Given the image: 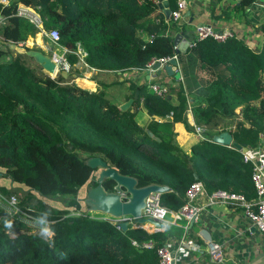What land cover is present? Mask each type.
Instances as JSON below:
<instances>
[{
    "label": "trees",
    "instance_id": "obj_1",
    "mask_svg": "<svg viewBox=\"0 0 264 264\" xmlns=\"http://www.w3.org/2000/svg\"><path fill=\"white\" fill-rule=\"evenodd\" d=\"M19 1L38 5L42 27L57 29L58 39L48 40L49 45L67 48L69 68L65 76L61 71L52 75L31 56L5 45L38 29L14 13L13 3L1 9L0 56L7 53L10 59L0 62V177L11 185L0 184V193L14 194L20 217L45 222L51 234L31 231L24 219L9 215L0 204V264H157L155 248L169 233L168 222L157 232L131 225L121 229L109 215L68 209L79 208L77 190L94 170L85 164L90 155L133 176L137 186L167 185L159 193L167 215L186 201L185 190L195 179L207 193L223 189L254 196L251 163L240 149L212 141L211 135L228 130L245 149L264 142L259 135L264 136V40L255 50L233 34L221 41L196 38L185 52L176 53L180 79L173 78L157 93L148 86L151 79L137 83L118 77L175 53L171 35L187 25L166 18L159 0ZM167 1L173 9L175 0ZM251 1L239 0L237 6ZM84 68L113 77L94 75L91 90L70 76ZM123 85L125 100L134 92L136 96L121 109L111 99L117 91L111 88L118 86L120 93ZM187 110L202 126L199 134L188 123ZM141 111L147 117L140 123L136 115ZM181 129L197 136L186 150L176 139ZM95 183L91 178L90 185ZM101 183L112 189L110 179ZM57 195L64 196L63 207L42 199ZM132 239H151L153 244L135 246Z\"/></svg>",
    "mask_w": 264,
    "mask_h": 264
},
{
    "label": "crops",
    "instance_id": "obj_2",
    "mask_svg": "<svg viewBox=\"0 0 264 264\" xmlns=\"http://www.w3.org/2000/svg\"><path fill=\"white\" fill-rule=\"evenodd\" d=\"M238 2L239 0H185L186 7L183 14L186 11L188 13L184 14V18L180 20L186 22L187 25L183 30L193 31L198 24H209L216 29L227 28L251 48L258 50L264 40V30L262 28L264 0H252L242 7L237 6ZM169 9L171 10V8ZM179 30L177 28L176 31ZM36 44L44 50V44L37 43V41ZM78 63L84 64L79 61ZM144 70H127L118 79H122L124 76L137 83L150 82V79H145ZM66 74L67 71L62 75L65 76ZM94 75L100 78L113 77L110 73L97 74L96 70L86 68L81 70V73L77 76L75 73L70 74L74 82L91 90L96 85ZM173 78L172 75L160 73L157 78L151 80L157 79L166 86L165 84L172 82ZM120 88L121 92L116 95L115 101L118 105L125 101L123 98V93L126 92L124 90L125 86L123 85ZM136 117L137 120L140 118L139 122L141 123L147 117V114L141 111L137 113ZM156 118L161 119L162 117L156 116ZM186 118L189 124L191 120L193 121L190 111L186 112ZM194 135V133L181 129L177 133L176 139L182 149L186 150L189 144L196 139V135ZM259 149L264 150V144H260ZM246 150L251 155L257 153L256 147ZM6 181V185H11L8 179ZM191 204L197 207V215L190 225H188L187 220V226H190L189 232L185 231V221L182 218L173 220L171 214L165 218V221L168 222L169 233L166 235L164 242H169V246L173 249V264H264V232H259L250 224L248 218L242 212L241 206L232 207L222 202L209 204L207 202V192L205 191L191 200ZM200 233H207L220 242L224 254L223 261L214 262L210 260ZM184 241L188 243H184Z\"/></svg>",
    "mask_w": 264,
    "mask_h": 264
},
{
    "label": "built area",
    "instance_id": "obj_3",
    "mask_svg": "<svg viewBox=\"0 0 264 264\" xmlns=\"http://www.w3.org/2000/svg\"><path fill=\"white\" fill-rule=\"evenodd\" d=\"M14 4V13L17 15H21L26 17L29 21L34 23L39 28V34L45 36L50 42H55L58 39V31L56 28H50L48 30L44 29L41 25V20L36 11V6H31L25 4L19 0H0V26L4 21V14L1 12L2 8H6L10 6V4ZM175 7L170 10L169 16L176 22H180L181 19L184 18L183 11L186 7L185 0H175ZM232 32L227 29H216L209 24H198L193 29V41L196 38H202L205 36H210L217 41L224 40L227 36H230ZM29 37V35H28ZM28 37H26L23 41L17 42L16 45L22 47H29L28 43L36 44V41L33 42L32 38L29 42ZM191 43V44H192ZM52 60L55 62L56 67L60 70L67 71L69 68L68 62L65 60L64 53L67 51V48L63 47L61 50L56 48H52L49 46ZM175 56L174 54L171 56H163L152 59L147 67L154 60H159L161 63L166 62L170 57ZM146 67V68H147ZM150 89L154 92L159 93L160 91L165 90L164 86H158L155 84L149 85ZM193 126L194 132L199 134L202 126L199 124H195L192 120L190 122ZM261 137V141H263V136L259 134ZM264 144V142L262 143ZM256 155H251L247 150L242 152L243 159L245 161H249L251 163V171H250V179L252 181L254 196L251 198H246L243 194L238 192H228L223 189H215L210 193H207V202L209 204L222 202L229 206H241L242 212L248 218L250 224L256 228L259 232H264V150L259 149V145L256 146ZM204 191L202 183L199 180H193L185 190L186 201H184L181 206L178 208L176 212L170 213L173 217V220L184 218L188 220L190 216L196 212L197 207L191 204V200L196 198L199 194ZM2 198L3 201H2ZM16 196L14 194H10L8 197L3 196L0 193V204L6 209L9 215H15L16 217H20L19 208L15 204ZM168 208L165 207L159 201V193L158 192H150L144 198V206L141 209V213L143 215L150 216L151 218L164 222L165 215L168 213ZM24 219V218H21ZM116 226L119 227L118 222L120 220L127 219L128 222H132L134 227H141L146 229L148 232H157L161 229V227L154 226L152 223H136L132 220L129 215H122L119 217L111 218ZM25 222L27 220L24 219ZM48 229V227H47ZM49 230V229H48ZM51 234V231L49 230ZM200 237L203 239L205 251L208 253L210 260L214 262L223 261L224 254L222 250V245L220 242L213 239L207 233L201 234ZM131 243L135 246H143V247H151L152 240L147 239L142 242H137L132 239ZM184 243H188L184 241ZM183 244V242H182ZM156 256H157V264H173L174 252L173 249L169 246V242H163L155 248Z\"/></svg>",
    "mask_w": 264,
    "mask_h": 264
},
{
    "label": "water",
    "instance_id": "obj_4",
    "mask_svg": "<svg viewBox=\"0 0 264 264\" xmlns=\"http://www.w3.org/2000/svg\"><path fill=\"white\" fill-rule=\"evenodd\" d=\"M158 7L162 10L164 16L167 18L170 13L167 0H160ZM186 11L184 14H187ZM171 41L174 47V52H185L187 47L193 41V31L192 30H179L174 32L171 36ZM9 48H14L18 52L25 53L31 56L35 62L40 64V66L48 73L55 74L57 72V67L55 62L52 60L51 55L45 53L37 48H25L16 45L13 42H5ZM65 70H61V74L64 75ZM145 79L157 78L160 73L173 76L175 79H180V72L177 66L176 58L170 57L166 62L161 63L159 60H154L149 67L145 68ZM155 85L160 86L159 80H154ZM136 96V92L133 93L131 97L119 104L121 109L126 108L132 99ZM147 133L151 135L150 131ZM155 139H158L155 137ZM211 140L225 146H234L240 149L242 152L245 148L232 139V135L228 130H221L217 133L211 135ZM85 164L89 167L97 170L96 183L94 185H89L84 193L83 202L85 203L87 209L93 211L103 212L110 217H119L122 215H129L132 220L136 223H152L154 226L161 227L163 222L155 220L150 216L143 215L141 209L144 206V198L150 192L161 193L168 189L167 185L149 183L142 186L136 185V180L133 176L122 174L117 171V169L109 165L104 159L99 155H90L85 158ZM108 178L112 181V189L107 190L102 185V180ZM194 178L196 176L194 175ZM197 213L194 212L188 219V225H190L195 219ZM128 220H120L118 222L121 229H125Z\"/></svg>",
    "mask_w": 264,
    "mask_h": 264
},
{
    "label": "rangeland",
    "instance_id": "obj_5",
    "mask_svg": "<svg viewBox=\"0 0 264 264\" xmlns=\"http://www.w3.org/2000/svg\"><path fill=\"white\" fill-rule=\"evenodd\" d=\"M37 29L38 30L33 35H29V37L27 35L28 40L30 42V40L32 38V41L33 42L37 41V43H40L42 45L44 44L45 45V47H44V50L45 51L43 49H42V51H44L45 53H48L49 54V52H50V48H49L50 42L48 41V39L45 36H42L41 34H39V28L38 27H37ZM3 45H4L3 43H0V48H4ZM28 46L29 47H26V48H35V46H37V44H33L32 45L31 43H28ZM12 49H14V48H12ZM40 49L41 48H39V50ZM14 50H16V49H14ZM9 59H10V56L7 53H4V54H2L0 56V62H7ZM59 71H61V70H59ZM111 90L112 91H116V90L118 91L119 90V87L118 86H113V88H111ZM117 91H116L115 94L114 93L111 94V96L114 99V101H116V95H118V93H119V92L117 93ZM120 92H121V88H120ZM119 99H121V98H119ZM138 121H140V118H138ZM195 138H196V136H195ZM263 139H264V136H263ZM96 175H97V170H93L92 173H91V177L88 180H86L78 188L76 197H77V200L79 202V208L76 209V208H73V207H68V209L70 210V212H86V211H89L87 209L85 203L83 202V198H84V193H85L86 188L90 185V179L91 178H96ZM7 179H8L7 177H4V178H1L0 177V184H3L5 186H8V185H6V183H7L6 180ZM15 185L16 186H19V188H21V189H25L26 188V186L24 184H22V183H18L17 182V183H15ZM16 194L21 197L23 195V192L20 193V194H18V192H17ZM42 199L44 201L48 202L49 204H51L53 207H63L64 204H65V202H64V200H65L64 199V196H59V195H57L56 197H52V196H49V197H46L45 196V197H43L42 196ZM19 205H20V203H19ZM90 214L93 215V216H99V217H103V218H108L109 217L107 214H105L103 212L93 211V210L90 211ZM166 216H168L167 213L165 215V218H166ZM111 218H113V217H110L109 219H111ZM26 225H28L30 227V230L31 231L38 232V233H40L43 236H48V235H44L43 234V229L47 228V224L45 222L33 218L31 220L27 219V224ZM115 225H116V223H115ZM127 225H131L133 227V223L132 222H128Z\"/></svg>",
    "mask_w": 264,
    "mask_h": 264
},
{
    "label": "clouds",
    "instance_id": "obj_6",
    "mask_svg": "<svg viewBox=\"0 0 264 264\" xmlns=\"http://www.w3.org/2000/svg\"><path fill=\"white\" fill-rule=\"evenodd\" d=\"M176 23H178V22H176ZM174 55H175L174 57L176 58V53H174ZM172 57H173V56H172ZM59 70H60V69L57 68V71H59ZM151 84H154V83H151ZM149 85H150V84H149ZM149 85H148V86H149ZM161 85L163 86V84H161ZM161 85H160V86H161ZM187 111H189V110H187ZM145 223H146V222H145ZM147 223H148V222H147ZM133 227H134V226H133ZM43 234H44V235H50L49 230H48L47 228L43 229Z\"/></svg>",
    "mask_w": 264,
    "mask_h": 264
},
{
    "label": "bare ground",
    "instance_id": "obj_7",
    "mask_svg": "<svg viewBox=\"0 0 264 264\" xmlns=\"http://www.w3.org/2000/svg\"><path fill=\"white\" fill-rule=\"evenodd\" d=\"M147 223V222H146Z\"/></svg>",
    "mask_w": 264,
    "mask_h": 264
}]
</instances>
